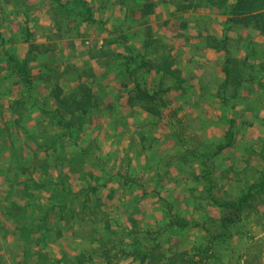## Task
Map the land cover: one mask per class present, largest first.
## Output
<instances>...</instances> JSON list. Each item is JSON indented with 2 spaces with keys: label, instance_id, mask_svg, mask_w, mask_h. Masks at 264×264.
<instances>
[{
  "label": "rangeland",
  "instance_id": "1",
  "mask_svg": "<svg viewBox=\"0 0 264 264\" xmlns=\"http://www.w3.org/2000/svg\"><path fill=\"white\" fill-rule=\"evenodd\" d=\"M194 2L197 8L201 7L202 19L215 13L210 17L215 20L214 25L218 22L216 44L219 37L226 34L224 47L227 53L216 48L214 57L217 62H221V57L230 56L231 67L242 66L246 58L250 64L247 70L251 74L249 79L246 76L248 81L238 86L231 79L225 91L221 88L224 74L220 68L214 78L217 89L213 95L195 100L199 103L198 108L190 104L191 108L186 106L183 114L173 118L176 124L177 119L182 118L183 127L179 132L159 130L150 135L139 129L119 132L109 139L107 135L103 136L108 133L105 130L100 133L98 141V132L94 129L89 132L91 140H83L86 132L82 129L79 146L73 143L68 150L73 157L70 165L87 167L82 169L85 180H81V168L77 166L74 173L78 180L73 182L75 177H66L67 181L74 183V190L41 193L42 190L36 189L31 192V197L24 203L29 204L27 213L36 219V226L28 228L36 232L34 236L38 242L34 246L30 242L24 244L22 249L25 252L20 255L16 254V242H6L4 250L3 246L0 248V264H264V184L247 199L243 218L234 226L228 241L223 246L212 247L215 244L211 243L215 241L212 234L218 232L220 209L206 195L201 172L204 167L191 151L194 147L192 137L216 144L227 141L231 129V144L214 157L216 192L223 198L238 196L261 175L264 176V32L241 19L246 17L225 14L224 8L216 2ZM37 5L36 0H0V46L8 48H3L0 64H7L6 50L20 56L29 55L33 78H36V70L40 72V63L47 65L52 60L48 46L39 43L48 36L41 31L47 21L38 19ZM219 15L220 20L227 19L220 22ZM71 20L77 19L68 21ZM81 20L77 21L78 32L74 28L75 33L67 36L74 42L72 47L80 44L76 42L78 38L87 36ZM172 24L176 25V22ZM11 72L4 69L2 74ZM82 86L93 94L94 87L87 83L66 91L79 88L81 92ZM11 87L9 92L27 94L19 87ZM222 95L231 97L230 102L222 101ZM25 101V106L30 109L28 95ZM11 105L9 101L4 108L14 116L13 110L8 108ZM90 118L85 115L83 127L88 125ZM92 123L89 124L94 125ZM199 126L197 132L192 131ZM40 129L37 124L36 132ZM30 132H33L30 128L22 127L21 138L25 139ZM143 133L149 138L135 141L140 135L143 138ZM57 136L64 138L63 132ZM41 137L49 141L51 135L44 133ZM148 139L153 140L148 142ZM106 141L111 143L108 145ZM104 142L107 143L105 148L102 147ZM176 143L182 147H176ZM63 151V147L53 148L56 155ZM198 151L202 152V148L199 147ZM42 152L47 154L48 150ZM62 168L61 163V169L56 165L55 170L69 173ZM130 177L136 183H130ZM170 213L196 220L198 224L186 229L169 227ZM66 219L72 221L62 225L58 222ZM10 230L3 227L0 232L4 234ZM149 250L146 256L140 255Z\"/></svg>",
  "mask_w": 264,
  "mask_h": 264
},
{
  "label": "crops",
  "instance_id": "2",
  "mask_svg": "<svg viewBox=\"0 0 264 264\" xmlns=\"http://www.w3.org/2000/svg\"><path fill=\"white\" fill-rule=\"evenodd\" d=\"M37 3L38 19L47 21L41 31L48 36L39 43L48 46V55L52 59L50 65L40 63V72L36 70V78H33L36 84L43 86L44 110L31 112L19 104L18 93L8 91L10 86L13 87L14 78H8L6 74L0 76V230L11 228L4 234L0 232V248L3 246L4 250V244L13 240L18 246L17 255L25 252L24 244L30 242L34 246L38 242L35 231H31L30 240L19 229L14 231L26 225L24 220L30 221L29 226H36L35 218H17L31 192L36 189L42 190L41 193L46 190L57 192V189L67 192L74 190V183L66 177H75L73 182L78 180L74 165H70L73 157L68 148L74 143L71 138L65 135L54 142L51 138L45 141L41 137L44 133L56 137L64 130L49 115L55 107L56 97L51 89L56 83L64 90L81 83L94 87L98 104L87 112L91 118L83 127L86 132L83 140H91L89 132L93 129L98 132V141L105 130L108 133L104 137L139 129L150 135L159 130L179 132L183 127L182 118L177 119V124L173 118L183 114L190 104L198 108L199 103L195 100L213 95L217 89L214 78L225 61L221 57L219 63L214 57L216 48H220L215 40L218 22L214 25L215 20H211L215 13L202 19L201 12L185 0H36ZM220 17V22L227 19L220 20ZM70 19L77 20L68 21ZM78 20L87 36L78 38L76 42L80 44L72 47L74 42L67 36L75 33L74 28L78 32ZM4 47L8 49L1 45L0 54ZM162 99L167 100L169 108L165 109ZM9 101L12 105L8 108L13 110L14 116L4 108ZM166 111L170 117L162 123L161 114ZM100 120L102 123H98ZM37 124L42 128L39 132H36ZM22 127L30 128L37 136L36 140L30 134L21 138ZM197 129L200 126L192 131L197 132ZM143 135V138L141 135L135 137V141L147 139L148 135ZM152 140L148 139V142ZM107 143L104 142L102 147L105 148ZM175 146L182 147L178 143ZM55 147H63V153H53ZM47 150V154L42 152ZM61 163L62 169L69 173L55 170L56 165L61 169ZM44 164L49 166V173ZM77 166L81 168V180H85L87 167L77 164L75 170ZM71 221L58 220L61 225Z\"/></svg>",
  "mask_w": 264,
  "mask_h": 264
},
{
  "label": "trees",
  "instance_id": "3",
  "mask_svg": "<svg viewBox=\"0 0 264 264\" xmlns=\"http://www.w3.org/2000/svg\"><path fill=\"white\" fill-rule=\"evenodd\" d=\"M194 1L195 0H187L189 6L194 7L196 10L200 11L199 9L201 7L197 8V6H195ZM213 2H216V5L218 4L221 5L224 8V13L226 12L228 14H233L235 16L246 17L241 19L246 24L252 23L255 28H257L261 32H264V5L261 4L264 3V0H234L233 3H230L228 0H210V3ZM244 14H248V15L243 16ZM225 37L220 36L219 37L220 41H217V44L221 48V50L224 51L223 53L226 54L227 50L224 47L226 41ZM216 39L217 38L215 37V40ZM4 57L7 64H2V65L0 64V76L2 75L4 69L11 70L12 72L6 75L8 76V78L10 77L9 75H12L11 77L14 78L12 83L13 87H19L27 92L26 95H21L18 93L20 95L18 103L25 105L27 103L25 99L27 98L28 95L30 97V103H31L30 109L28 110L35 112L37 110L43 111L44 100L41 97V94L43 93V86H41L40 84H36V82L33 79L32 74L34 69H33V65H31V57L29 55L20 56L8 50H6V53H4ZM229 57L230 56H226V58L224 57V59H226V63L221 66V69L224 74V80L221 82V88L224 90L226 89L225 91H227L231 79H234L233 81H231L232 83L235 82L236 85L239 86L244 81H248L250 74V71L247 70L250 64L247 62L246 58L243 60L242 66L240 64L239 66L238 65H235L234 67L232 66L233 67L232 68L229 64L230 61ZM246 76H248V79L246 78ZM51 91L55 95L56 101H55L54 109L51 112L48 111L50 112L49 114L50 118L54 119L64 128V130L62 131L64 136L68 135L75 144L79 145L78 137H79V133L83 129L85 115L89 110H91L94 106L98 104L97 97L95 96V94H92L90 90L84 86H82L81 92L79 88L78 89L75 88L74 91L70 92L64 90L61 86H59L58 83H56L51 89ZM221 99L225 103H228L230 102L231 97H228L227 95H222ZM161 103L164 105L165 109L170 107L167 105V100L165 99H162ZM169 117L170 115L168 114L167 111L163 112L161 114V122L166 123V121L169 120ZM49 135H51V139H53L54 142L59 141L57 140V137L60 136L55 137L54 134H49ZM30 136L34 140H36L37 138V136L33 132H30ZM227 137H228L227 141L218 142L216 144L214 141L211 140L202 141L197 136L192 137V143L194 147L191 151L194 153V155L199 157L200 164L204 167V169L201 172H202V180L204 182L206 195L220 209V215L217 224L218 232L212 234V239L215 240V241H211V243L215 242V244H212V247L214 245L218 247L223 246L228 241V239L233 234L234 226L237 225L243 218L247 199L253 196L254 190L259 189L264 184V176L261 175L258 180L256 179L250 186L242 190L241 194H239L236 197L223 198L217 194L216 192L217 176H216V170L214 164V157L221 150L225 149L231 144L232 142L231 129L228 131ZM199 147L202 148V152L198 151ZM43 167L45 168L46 172L49 173L50 171L49 166H46L44 164ZM73 168L75 169V167ZM122 176L124 177L123 174L121 175V177ZM129 182L136 183V180L134 178L131 179L130 177ZM52 192H56V191H52ZM57 192L62 193L59 191ZM28 193L30 192L28 191ZM28 206H29L28 203H24L22 205L21 211L19 213L20 216L17 218H21L22 216L32 218L31 214L27 213V210H29ZM168 216H169V223H168L169 227L186 229L198 224L196 220H192L182 215L170 213ZM29 222L24 220V224L26 225L17 228L19 229L18 231L22 232L23 236H26L27 238L30 237V233H31L30 229L28 228ZM149 252L150 250L147 252H143L140 255L146 256V254H148ZM137 253L139 252H136V254Z\"/></svg>",
  "mask_w": 264,
  "mask_h": 264
}]
</instances>
